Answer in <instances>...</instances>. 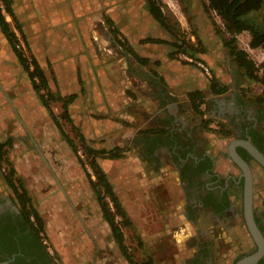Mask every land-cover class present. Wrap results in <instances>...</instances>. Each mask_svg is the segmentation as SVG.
Instances as JSON below:
<instances>
[{
	"label": "rangeland",
	"instance_id": "obj_1",
	"mask_svg": "<svg viewBox=\"0 0 264 264\" xmlns=\"http://www.w3.org/2000/svg\"><path fill=\"white\" fill-rule=\"evenodd\" d=\"M162 3L165 12L174 15L186 40L192 43H197L196 38L192 39L196 23L208 20V16L215 22L216 28L220 30L224 28V23L216 12L211 11L207 16L205 4H208V0H162ZM254 16L257 20H261L264 16V4L262 10ZM106 18L100 14L98 23H90L88 19H84L85 21H80L82 24L77 26L69 25L65 21L58 25L49 24L41 28L42 30L39 29V32L29 34V45H26L19 33L22 42L20 44L30 59L35 56L40 62L49 63L50 88L56 96L62 95L61 93L65 91L64 82L58 79L60 76H65L60 72L62 69L69 71L73 69L75 73L78 69L82 75L86 74L90 77L102 70L99 83L89 84L84 90L75 89L80 91L81 96L75 105L69 106L71 122L63 117L61 100L52 101V108L60 117L66 132L79 145L87 164L90 159L87 153H83L85 149L82 147L79 133L84 134L88 145L98 150H115L114 146L120 145L118 147L121 149V157H102L99 158V162L107 175H112L115 191L121 201L123 199V206L132 220V225L123 226V230L125 243L134 258L142 261L151 255L154 264H185L196 251V237L194 236V241L191 238L192 232L195 235V227L185 216L174 213V200L171 199L174 196L172 186L141 184L138 178L142 176L143 171L136 161L138 155L131 150L124 152L122 148L128 146V141L125 140H131L130 134H132L128 133L126 137L124 136L123 131L130 123L120 112L123 102V96L120 94L123 91L121 64L122 60L126 59L123 55H126L128 46L123 39L113 35ZM9 20L14 25V21L10 18ZM28 28L33 30L32 25H27ZM84 29L86 31L89 29L91 34L85 36L81 33ZM225 36L228 37L227 34ZM116 38H120L124 44L120 45L119 39ZM239 45L243 46L240 39ZM179 56L181 60L199 66L196 59L190 60L183 54ZM50 60L54 63L61 61L57 73L54 70V63ZM235 74L239 83L244 82V74L241 70L236 68ZM108 76H111L112 80L106 82ZM251 84L245 85L242 95H239L240 99L257 101L259 84L255 82ZM130 96L133 98L132 95ZM34 110V118L26 119L25 127L21 121L15 119L12 107L9 109L12 115L2 121L4 131L11 130L14 135L8 139V142L6 141L7 147L3 149L4 158L8 161H4L0 166V189L11 192L7 186V174L10 173V168L14 167L16 171L14 180L19 188L23 186L27 190L31 202L39 212L44 224L39 235L57 264H98V260L119 262L128 260L112 234L99 196L88 176L90 173L92 180L96 179L91 167L84 166L79 161L47 109L36 105ZM118 110L120 111L117 112ZM216 119L218 118H213L211 122L216 124V127L212 128L219 129V122H224V119H219L220 121ZM226 128L229 126L226 125L223 129ZM213 133L215 136L212 142L219 141L226 155L224 157L228 159L227 146L233 134L222 136ZM8 152L11 154L10 157ZM106 154L110 155L109 152ZM182 210L187 211L186 204ZM32 220L35 222L33 215ZM209 224L216 226V230L221 229V232L224 229L223 224L228 227L239 225L237 218L223 222L222 225L214 221ZM226 232L228 236L234 238L232 232L228 230ZM182 238L192 240L182 247L179 246ZM224 239H221L219 249H213L214 259L218 258L219 251L225 257V252L227 254L229 250H235L234 247L229 249L227 238ZM140 241L143 242L142 246L139 245Z\"/></svg>",
	"mask_w": 264,
	"mask_h": 264
},
{
	"label": "crops",
	"instance_id": "obj_2",
	"mask_svg": "<svg viewBox=\"0 0 264 264\" xmlns=\"http://www.w3.org/2000/svg\"><path fill=\"white\" fill-rule=\"evenodd\" d=\"M12 8L26 35L28 42L26 45H29L30 33L39 32V29L42 30L49 24L58 25L65 21L69 25L77 26V24H82L80 21H85L84 19H88L90 23H98L100 14L107 17V23L109 19L113 21L114 27L119 31L117 37L123 39L128 48L133 50V52L126 51V55H123L126 56V59L124 58L121 64L123 91L120 94L123 96V102L121 111L117 112H122L123 117L131 125L127 124L129 127L123 131L124 136L132 133L131 137L129 135L131 140H125L128 141V146L121 147L124 152L131 150L132 153L138 155L136 161L143 171L142 176L138 178L141 184H169L172 186L174 196L171 199L174 200L175 214L188 219L187 212L182 210L186 204L185 184L188 182L187 172L182 165L186 162L200 164L202 161L210 159L215 163L214 172L223 178L239 175L240 172L232 159L229 157L228 160L224 157L226 155L219 141L212 142L215 133L209 128L216 127V124L210 123L206 127L204 121L218 118L217 121L224 119L226 122L224 115L217 109H225L228 104L232 106L237 100L242 104H252L256 108H264V102L256 100L251 102L239 97L242 95L245 85H252L251 83L254 82L259 84L256 94L258 97L263 92V85L245 75L244 82L239 83L235 70L236 68L241 70V68L229 54L224 36L217 32L216 25L207 13L208 20L196 23V30L193 32L195 37L192 36V39H201L204 52L198 53L195 59L209 67L210 75L193 63H184L180 57V59L171 57L174 46L170 42L174 40V37L152 16L147 0H12ZM9 18L13 20L10 15H7V19L11 23ZM27 25H32L33 30L27 29ZM12 26L20 43V31L16 29L15 23ZM111 30L113 29L111 28ZM245 32L241 33L238 38L241 42H250L251 34L248 31ZM81 33L85 36L88 33L91 34L89 29L87 31L84 29ZM112 33L116 35L113 31ZM146 39H164L168 42L144 41ZM135 53L147 61H139ZM38 61L51 87L49 63ZM50 62L54 63L53 60ZM59 64L61 61L54 63L56 73L59 71ZM106 67L108 66L106 65ZM75 71L76 73L73 69L71 71L62 69L60 72H63L65 76L61 77L59 74L60 77H58L65 84H63L65 91L61 93L62 95H77L70 105H75L81 96L80 91L75 90L76 88L84 90L89 84L99 83L101 80V69L91 77L86 74L82 75L78 69ZM241 73H243L242 70ZM212 77L216 78L221 85L227 86V91L221 94L214 93L211 89L210 79ZM58 79L57 81H59ZM106 79V82L112 80L111 76ZM197 90L202 91L205 95V101L201 105L205 112L204 115H200L194 110L189 97L190 92ZM36 105L46 110L28 73L0 28L1 143L8 142V139L14 135L11 130L5 132L2 124L3 120L5 121L8 116L12 115L9 111L10 107L14 111L15 119L21 121L25 127L26 119L34 118ZM118 146L120 145H116L114 148ZM129 158L131 159V157ZM108 177L111 183L115 184L112 175L108 174ZM192 224L195 227V235L192 232L191 238L193 239L195 236L196 242L199 233L198 227L193 222ZM223 227L221 232L220 228V230H216L215 227L209 225L204 228V233L210 235L215 249L220 248V241L224 237L227 238V244L229 243L235 248L237 237L244 234L243 229H239L237 226L228 227L225 224ZM227 230L234 234V238L231 235L228 236ZM192 239L182 238L179 246L183 247L185 243L188 245ZM227 257L226 252L224 257V254L222 255L219 251L218 258L212 257L214 260H211L210 264H224L223 260H227ZM98 264L130 263L128 260H120V262L118 260H98Z\"/></svg>",
	"mask_w": 264,
	"mask_h": 264
},
{
	"label": "trees",
	"instance_id": "obj_3",
	"mask_svg": "<svg viewBox=\"0 0 264 264\" xmlns=\"http://www.w3.org/2000/svg\"><path fill=\"white\" fill-rule=\"evenodd\" d=\"M149 10L152 16L158 21L164 28H166L174 37V40L170 42L174 46V50L171 52L172 58L180 59V54H185L193 59L197 58L198 53L204 52V45L200 38H197V43H192L189 40H186V36L183 33V30L177 20H175L173 14H168L164 10V5L162 0H147ZM264 0H208V4H205V12L209 14L211 11L216 12L222 19L224 23L223 30L216 28L218 33L224 34L225 45L228 48L229 54L233 57V60L238 64V66L243 71V74L253 80L260 82L263 85V92L260 96L257 97L258 102H264V76L258 74V67L255 61L250 57L249 53L239 45L238 36L248 31L251 34L250 45L253 48L262 47L264 48V16L261 20L255 18V14L262 10ZM7 15H10L14 20L15 27L20 31L22 38L26 44H28L26 35L20 25L17 16L12 8V0H0V28L2 32L7 37L10 45L17 54L20 63L22 64L25 71L28 73V76L33 84V87L41 99L44 107L47 109L49 115L52 116L59 130L63 136L67 139L68 143L72 146L75 154L77 155L79 161L87 167H91L93 175L96 179L92 180V175L88 173L91 183L96 190L102 210L105 218L109 221L111 226V231L116 241L119 243L120 248L123 250L130 264H154V258L149 255L144 260L138 261L134 258L133 254L129 251V246L125 243V232L123 226L132 225V220L129 218L127 211L125 210L123 203L115 191L114 185L111 183L107 173L100 165L99 158H117L121 157L120 147H116L115 150L101 149L98 150L87 144V140L83 133H79L80 141L82 147L85 149L84 154H88L89 161L87 162L83 159L79 145L75 140L66 132L64 126L60 122V117L55 114L52 108V101L61 100L62 108L64 110L63 117L67 121H72L69 106L76 98V94L71 95H58L51 90L47 76L41 67L39 61L33 56L30 59L25 52L23 51L21 44L19 43V37L14 30L13 26L7 19ZM213 21V20H212ZM110 28H112L114 34L118 35L119 31L114 27V23L111 19L108 20ZM215 24V22L213 21ZM228 35L226 37L225 35ZM144 41L152 42H168L164 39H146ZM120 45H123V41L119 39ZM128 51L133 52L131 48L127 49ZM137 59L141 62H146L145 58H141L135 53ZM184 61V63H189V61ZM193 63V62H190ZM264 65V64H263ZM211 89L214 93H224L227 91V86L221 85V83L214 77L211 79ZM45 90V92L43 91ZM204 93L202 91H192L189 93L190 100L194 110L200 114L204 115L205 112L202 110L201 105L205 101ZM213 121V119H208L204 121L206 127ZM219 129L210 127L209 129L213 132L221 134L222 136H228L232 134L231 129L226 128V123L219 122ZM221 129V130H220ZM6 145L5 143L0 142V166L4 161H8L5 157V151L3 150ZM110 153L107 155L106 153ZM210 162L211 160L207 159L205 163ZM204 169L207 168L206 164H203ZM86 172L88 171L87 168ZM16 174L15 168H10V173L7 174L8 184L14 188L17 199L20 201L22 207L26 210V213L29 218L32 215L35 218V225L37 232L40 233L43 230V220L36 210L34 204L31 202V198L27 190L22 186L19 188L14 180ZM120 217V219H118ZM139 245L142 246L143 242H139Z\"/></svg>",
	"mask_w": 264,
	"mask_h": 264
},
{
	"label": "flooded vegetation",
	"instance_id": "obj_4",
	"mask_svg": "<svg viewBox=\"0 0 264 264\" xmlns=\"http://www.w3.org/2000/svg\"><path fill=\"white\" fill-rule=\"evenodd\" d=\"M217 111L224 115L227 120L224 123L233 134L227 146L228 156L231 142L240 139L250 141L264 157V108L242 104L237 100L232 106L228 104L225 109ZM236 149L252 171L253 216L264 239V164L244 146L238 145ZM205 161L200 164L186 162L182 165L188 176L185 184L187 216L199 232L195 254L185 264H210L214 260V243L210 235L204 233V228L209 227L212 221L222 225L223 222L237 218V227L243 229L244 236L237 237L235 250H229L227 260H223L224 264H236L260 252L262 244L252 235L246 220L244 170L232 160L240 173L238 176L223 178L214 172L213 160L212 166ZM203 164L207 165L206 169ZM7 186L10 193L0 189V261L14 264H57L37 232L32 217H28L17 199L14 188L9 184ZM228 248L232 246L228 244ZM251 264H264V252Z\"/></svg>",
	"mask_w": 264,
	"mask_h": 264
},
{
	"label": "water",
	"instance_id": "obj_5",
	"mask_svg": "<svg viewBox=\"0 0 264 264\" xmlns=\"http://www.w3.org/2000/svg\"><path fill=\"white\" fill-rule=\"evenodd\" d=\"M242 145L244 146L252 155L257 157L263 164H264V157L262 154L256 149L254 144H252L248 140H234L230 144L229 148V156L230 158L238 163L244 170V177L246 180L245 184V211H246V220L248 223V226L250 228V232L252 235L261 242V250L260 252L254 254L253 256H250L248 258L242 259L238 261L236 264H251L252 262H255L256 259L260 257V255L264 252V239L262 237V234L254 220L253 216V178H252V171L248 165V163L243 159V157L238 153L236 146ZM0 264H14L10 261H0Z\"/></svg>",
	"mask_w": 264,
	"mask_h": 264
},
{
	"label": "built area",
	"instance_id": "obj_6",
	"mask_svg": "<svg viewBox=\"0 0 264 264\" xmlns=\"http://www.w3.org/2000/svg\"><path fill=\"white\" fill-rule=\"evenodd\" d=\"M242 48L245 49L250 57L255 61L257 67H258V74L260 76H264V48L262 47H257L253 48L250 45V42H242ZM186 58L193 60V58H190L189 56H186L183 54ZM197 64L199 65L200 68H202L207 74L210 73V69L207 65H205L203 62L196 60Z\"/></svg>",
	"mask_w": 264,
	"mask_h": 264
}]
</instances>
